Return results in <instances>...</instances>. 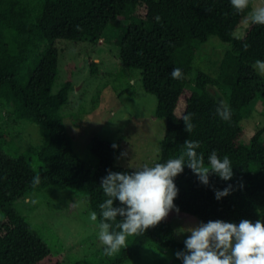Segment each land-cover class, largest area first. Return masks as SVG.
Listing matches in <instances>:
<instances>
[{
    "label": "trees",
    "instance_id": "1",
    "mask_svg": "<svg viewBox=\"0 0 264 264\" xmlns=\"http://www.w3.org/2000/svg\"><path fill=\"white\" fill-rule=\"evenodd\" d=\"M253 1L237 13L230 0H0V104L15 119L39 126L41 136L38 145L17 153L0 134V264H37L49 255L47 244L14 209L18 200L49 186L83 198L97 213L98 224L101 221L99 205L107 197L76 152L61 112L73 84L67 79L57 93L51 92L61 41L113 44L123 67L140 71L142 89L156 98L154 117L165 120L153 166L177 158L187 139L199 141L196 151L203 154L206 166L213 150L229 157L234 173L229 181L212 174L205 186L187 166L174 178L179 191L173 203L180 213L204 223L264 222V128L245 145L239 123L253 104L264 106V76L254 67L256 60L264 61V25L250 23L244 36H234ZM140 9H151L153 17L134 21L132 15ZM210 36L230 46L215 76L194 67ZM173 68L181 69L183 79L172 78ZM210 86L221 92L224 102ZM182 93L184 110L176 116ZM221 103L230 107V121L217 115ZM187 114H192L195 126L190 133L182 119ZM7 146L12 151H5ZM90 152L98 162L106 154L98 138H92ZM37 175L41 182L33 186ZM229 184L231 194L217 200L214 190ZM114 206L120 202L114 201ZM128 242L130 246L112 256L105 255L104 246L74 264H126L152 249L167 251L170 264H183L175 253L185 250L184 240L175 237L166 220L143 235L128 236Z\"/></svg>",
    "mask_w": 264,
    "mask_h": 264
},
{
    "label": "rangeland",
    "instance_id": "2",
    "mask_svg": "<svg viewBox=\"0 0 264 264\" xmlns=\"http://www.w3.org/2000/svg\"><path fill=\"white\" fill-rule=\"evenodd\" d=\"M261 6H264V0H254L251 11ZM247 15L235 30V37L244 36L249 27L250 23L245 22ZM144 17L152 18L153 11L140 9L132 15L136 22ZM229 47L228 43L210 36L201 45L194 67L215 76ZM58 66L51 92L57 93L67 79L71 80L73 90L61 112L74 148L86 166L94 171L96 182L100 184L108 170L130 173L145 165L153 166L165 120L154 117L156 98L142 89L139 70L123 67L118 47L101 40L95 45L61 41ZM209 90L224 102L217 88L210 86ZM184 106L185 93H182L174 111L176 116L182 115ZM263 112L264 106L256 102L241 115V141L245 145L258 129L264 128ZM0 134L6 142L11 141L16 146L17 153L41 141L39 126L15 119L1 104ZM92 138H98L104 146L106 154L100 162L90 152ZM113 144L118 147L113 148ZM5 151H12V148L7 146ZM14 209L50 250L49 255L37 264H74L104 247L98 238L99 224L90 219L91 211L84 199L69 191L49 186L18 200ZM163 220L170 223L178 240H185L190 235L187 228L200 223L192 216L173 210ZM126 246H130V242ZM126 264H170V260L167 251L152 249L143 252L136 262Z\"/></svg>",
    "mask_w": 264,
    "mask_h": 264
},
{
    "label": "clouds",
    "instance_id": "3",
    "mask_svg": "<svg viewBox=\"0 0 264 264\" xmlns=\"http://www.w3.org/2000/svg\"><path fill=\"white\" fill-rule=\"evenodd\" d=\"M230 3L237 13L244 12L249 6V0H230ZM245 22L264 25V6L250 11ZM248 47L249 45H244L245 50ZM254 67L264 74V61L256 60ZM171 75L173 79H183L180 68H173ZM216 113L224 121L231 120L230 107L224 103L216 108ZM182 119L185 131L190 133L195 127L192 114L184 115ZM112 147L118 146L113 144ZM199 147V141L187 139L177 158L151 167L145 165L130 173L108 170L107 175L101 178L100 188L107 199L99 205L101 221L98 238L105 246V255L112 256L122 247H126L128 236L143 235L148 228L163 220L171 210L179 212L173 203L179 191L174 178L183 172L185 166L205 186L209 185L212 174L224 181L232 179V162L227 155L221 158L213 150L206 166L203 154L196 151ZM40 182L39 175L33 177V186ZM232 190L231 184L223 190L216 189L215 198L220 200L231 194ZM116 200L120 202V206H114ZM118 217L119 222H116ZM90 219L97 220L95 211L91 212ZM186 232L190 235L184 240L185 250L175 253L176 258L181 259L183 264H264L262 220L258 219L253 223L244 219L239 224L209 220L207 223L200 222L187 228Z\"/></svg>",
    "mask_w": 264,
    "mask_h": 264
},
{
    "label": "bare ground",
    "instance_id": "4",
    "mask_svg": "<svg viewBox=\"0 0 264 264\" xmlns=\"http://www.w3.org/2000/svg\"><path fill=\"white\" fill-rule=\"evenodd\" d=\"M202 51V50H201ZM197 78V77H196ZM198 85V84H197ZM199 92V91H198ZM263 127V126H262Z\"/></svg>",
    "mask_w": 264,
    "mask_h": 264
}]
</instances>
